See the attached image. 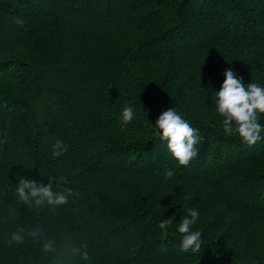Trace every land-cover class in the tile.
<instances>
[{"label":"trees","instance_id":"1","mask_svg":"<svg viewBox=\"0 0 264 264\" xmlns=\"http://www.w3.org/2000/svg\"><path fill=\"white\" fill-rule=\"evenodd\" d=\"M228 70L264 87V0H0V264H264V132L224 133ZM170 108L201 138L187 167L155 134ZM21 179L72 195L29 207ZM193 208L202 247L185 253Z\"/></svg>","mask_w":264,"mask_h":264},{"label":"clouds","instance_id":"2","mask_svg":"<svg viewBox=\"0 0 264 264\" xmlns=\"http://www.w3.org/2000/svg\"><path fill=\"white\" fill-rule=\"evenodd\" d=\"M215 112L223 118L222 128L225 134L238 136L240 141L248 146L255 145L261 140V133L264 132V127L259 122L260 117L264 116V87L257 83H248L245 86L231 70L226 71L224 82L220 90L215 93ZM133 118V108L124 106L121 114L123 124L127 125ZM155 129L159 139L166 141L167 151L179 167H187L198 156L196 146L201 138L197 135V130L175 108H170L159 115L155 122ZM52 149L53 157H58L67 151V145L57 140ZM173 175V171L168 170L165 178L171 179ZM49 179L51 181L54 178L49 177ZM16 194L19 201L29 207H40L45 204L58 207L68 202L72 192L70 189H65L62 193H55L51 183L48 186H41L33 181L21 179L16 187ZM198 217L199 212L196 209H189L179 223L177 231L181 234L180 250L182 252L198 253L201 250L202 233L191 230ZM171 224V218L161 220L158 228L166 230ZM25 235L38 241L41 233L38 228L27 233L23 230L13 232L7 243L9 245L22 243ZM43 247L46 252H51L54 250V242L49 240Z\"/></svg>","mask_w":264,"mask_h":264}]
</instances>
